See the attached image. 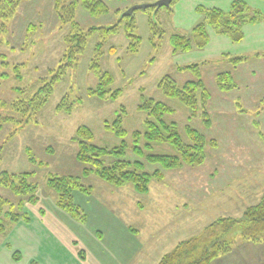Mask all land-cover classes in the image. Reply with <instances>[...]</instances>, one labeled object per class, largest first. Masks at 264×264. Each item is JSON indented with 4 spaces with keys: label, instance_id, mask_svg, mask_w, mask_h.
I'll list each match as a JSON object with an SVG mask.
<instances>
[{
    "label": "rangeland",
    "instance_id": "1",
    "mask_svg": "<svg viewBox=\"0 0 264 264\" xmlns=\"http://www.w3.org/2000/svg\"><path fill=\"white\" fill-rule=\"evenodd\" d=\"M104 1L110 7V13L101 17L91 16L78 7L76 24L85 33L93 28L115 25L131 7L158 0ZM235 1L244 2L252 11L264 14V0H177L171 12L162 8L157 15L153 11H137V33L142 38L138 52L128 51L129 41L121 30L104 44L100 57L101 72L112 73L114 89L124 90L114 101L87 94L90 88L97 86L101 75V72L90 70L96 45L102 41L95 31L87 37V46L78 64L55 86L54 95L36 119L25 125L7 124L4 127L0 134V173L34 172V182L39 186L38 203L44 202L42 206L49 212L52 211L50 199L55 204L57 201L55 191L47 185L49 175L80 178L82 184L91 187V192L89 195L73 194L77 205L90 219L93 216L91 210L100 213L105 208L121 226L128 227L130 232L136 229L138 237L135 238L143 246L139 258H144L147 262L144 264H158L161 257L179 242L201 234L219 217L241 219L245 210L258 204L264 194V140L260 136L264 134V20L245 25L244 39L240 43L232 42L210 27L209 43L204 49L173 54L170 42L172 33L190 36L194 27L204 22L199 7L228 12ZM55 2L23 1L0 39V101L5 103L0 111L5 115L14 116L11 103L31 96L29 94L39 86L37 81L52 78L68 52L66 38L76 29L60 21ZM151 20L155 21V28ZM111 47L117 48L115 54L110 53ZM233 57H244L247 61L232 70L236 87L221 91L215 75L224 70ZM194 63H205L201 72L211 92L207 107L210 128L200 117L191 118L190 109L167 99L157 88L159 80L166 74L173 75L179 85L194 80L190 72L177 70L179 66ZM65 95L75 102L71 114L56 110ZM142 95L146 99L152 97L163 101L175 110L167 120L177 124L185 144H192L186 135L188 126L204 135L207 141L203 162L162 170L159 165H151L144 158L128 152V159L142 163L144 172L163 171V179L153 180L146 194L136 193L132 186L116 188L96 175L83 176L86 166L77 161L78 145L73 140L77 129L89 126L98 144L119 145L120 140L108 132L105 122H112L115 112L125 106L128 112L125 128L130 133L143 131L146 116L138 110ZM79 98L81 101L77 100ZM15 117L20 119L22 116ZM127 143L132 145L129 137ZM163 149L166 153L176 154L170 146ZM29 151L37 163L28 160ZM0 195L15 203L19 201L10 190L1 186ZM86 202L91 209L86 207ZM39 207L28 205L26 208L32 215L34 208L39 211ZM92 219L91 224L88 220L80 222L85 226L83 231L95 224L94 217ZM26 228L20 223L0 235V264H15L8 245L27 244L23 237L27 234ZM225 240L232 242L233 255L225 256L228 257L226 263H222L226 259L221 263L218 259L215 264H264V237L251 242L243 237L242 227H234Z\"/></svg>",
    "mask_w": 264,
    "mask_h": 264
},
{
    "label": "trees",
    "instance_id": "2",
    "mask_svg": "<svg viewBox=\"0 0 264 264\" xmlns=\"http://www.w3.org/2000/svg\"><path fill=\"white\" fill-rule=\"evenodd\" d=\"M27 0H0V39L8 30V22L16 15L20 4ZM56 0L55 8L60 21L64 25H73L76 29L74 34H70L66 41L68 52L63 58L56 74L49 80L37 81L39 86L31 96L11 103V112L22 116L17 119L12 115L4 114L0 111V134L7 124L25 125L35 120L41 113L55 92V86L63 81L68 75V71L78 64L79 57L84 53L87 44V37L96 33L102 41L98 42L95 48V58L90 65V70L100 73V57L103 54V47L108 39L122 32L129 41L128 51L132 54L138 52L142 43V38L137 33L136 13L129 17H123L110 27L93 28L88 33L76 23L78 7L84 8L91 16L101 17L110 13V7L104 0ZM177 0H173L169 8H162L171 12V7ZM162 9L151 8L142 10L153 11L158 14ZM198 10L204 14V22L198 24L192 30V35L186 36L182 33H172L170 42L173 54L186 53L196 49H204L209 43L208 27L217 34L228 37L234 43H240L244 39L243 27L247 24L259 23L264 20V14L260 11H252L246 3L241 1L233 2L231 10L224 12L220 9H206L199 7ZM151 14V13H149ZM153 27L157 25L151 20ZM159 29V28H158ZM116 47L110 48V53L115 54ZM2 56V55H1ZM247 61L244 57H233L228 60V65L224 70L218 71L215 80L221 91H231L236 87L233 82L232 70L241 63ZM203 64H190L179 66L178 72H190L194 80L186 81L179 85L175 77L171 74L164 75L158 82V89L167 99L178 103L192 112V117H200L207 128L211 127L210 114L207 110L211 99V92L202 78ZM18 71V69H16ZM115 77L108 71L101 72L99 82L95 88L88 90L90 97L100 100H117L122 96V88L114 89ZM81 101V98L77 99ZM77 101V102H78ZM0 101V108L5 103ZM75 102L69 95L63 96L56 107L58 112L71 114ZM5 107V106H4ZM138 110L144 113L143 131L136 130L129 132L124 126L127 108L122 106L115 112L112 122L106 121L105 128L120 144L110 147L100 145L96 141V136L92 128L80 126L73 140L77 142L78 152L76 159L86 167L83 176L90 177L96 175L102 181L116 187L122 188L132 186L136 193L146 194L150 190L153 180L163 179V171L167 169L179 168L183 165L201 164L205 159L206 138L199 131L192 127H187L186 132L192 144H185L178 130V126L173 121H168L167 117L174 113V109L163 101L155 98L146 99L142 95V102ZM200 110L202 111L200 113ZM14 136L15 133H12ZM264 140V134H260ZM132 140V145L127 143V138ZM143 144L141 145V143ZM170 146L176 154L166 153L164 147ZM156 148L159 150L156 151ZM2 149V148H1ZM144 158L151 165H159L162 170L153 173L144 172V166L139 161L132 162L128 159V152ZM28 160L35 164L36 158L31 151L28 152ZM1 161V155H0ZM42 164V163H41ZM34 172H23L11 174L7 171L0 173V186L11 191L13 196L19 198L17 203L0 195V235L6 234L15 225L20 223L29 224L31 215L27 210L29 205H38L39 186L34 182ZM47 185L55 191L57 195V207L68 214L72 219L83 223L87 221V215L75 202L76 192L88 194L91 187H87L75 176H60L50 174ZM15 198V199H16ZM39 212H42L41 210ZM234 227H242V235L246 240L258 242L264 237V194L260 202L249 206L241 219L232 217H219L208 225L201 234L179 242L169 253L165 254L158 264H213L216 260L230 255L233 252V244L225 240L228 233ZM17 253L14 257H17ZM83 255V253L81 254Z\"/></svg>",
    "mask_w": 264,
    "mask_h": 264
},
{
    "label": "crops",
    "instance_id": "3",
    "mask_svg": "<svg viewBox=\"0 0 264 264\" xmlns=\"http://www.w3.org/2000/svg\"><path fill=\"white\" fill-rule=\"evenodd\" d=\"M43 204L38 203L40 206L38 210H43L42 213L34 208L31 222L25 224L27 234L23 237H26L27 244L8 245L15 264L147 263L144 258H139L140 253L143 252V246L135 238V236L138 237V231L135 229L131 233L128 227L121 226L116 217L105 208L102 209L104 212L100 213L90 211L93 216L91 219L87 216V220L91 224L94 217L95 224L92 223L93 225L87 227L85 232L83 224L81 225L60 210L51 199V212L47 211V208L42 206ZM86 207L91 209L87 202ZM83 241L85 243H81ZM16 253L18 255L14 257ZM232 253L228 257H231ZM228 257L220 258L219 263L223 261L222 259H226L222 262L226 263Z\"/></svg>",
    "mask_w": 264,
    "mask_h": 264
},
{
    "label": "water",
    "instance_id": "4",
    "mask_svg": "<svg viewBox=\"0 0 264 264\" xmlns=\"http://www.w3.org/2000/svg\"><path fill=\"white\" fill-rule=\"evenodd\" d=\"M173 0H158L157 2L153 4H141V5H135L128 9L124 14L123 17H129L132 16L134 13H136L139 10H147L151 8L161 9L164 7H170Z\"/></svg>",
    "mask_w": 264,
    "mask_h": 264
}]
</instances>
